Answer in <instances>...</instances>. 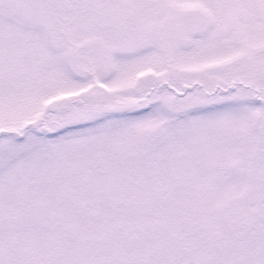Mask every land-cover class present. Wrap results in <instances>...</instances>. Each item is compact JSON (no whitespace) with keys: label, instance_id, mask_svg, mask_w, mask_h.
I'll return each instance as SVG.
<instances>
[{"label":"snow or ice","instance_id":"1","mask_svg":"<svg viewBox=\"0 0 264 264\" xmlns=\"http://www.w3.org/2000/svg\"><path fill=\"white\" fill-rule=\"evenodd\" d=\"M0 264H264V0H0Z\"/></svg>","mask_w":264,"mask_h":264}]
</instances>
